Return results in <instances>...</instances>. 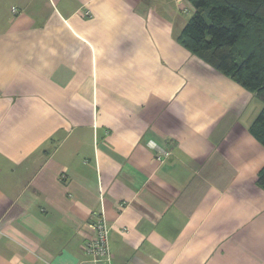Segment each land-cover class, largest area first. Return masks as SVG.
Instances as JSON below:
<instances>
[{
  "label": "crops",
  "instance_id": "0c3cea01",
  "mask_svg": "<svg viewBox=\"0 0 264 264\" xmlns=\"http://www.w3.org/2000/svg\"><path fill=\"white\" fill-rule=\"evenodd\" d=\"M187 7L0 0V264H93L100 211L113 264H264V99L180 42Z\"/></svg>",
  "mask_w": 264,
  "mask_h": 264
},
{
  "label": "trees",
  "instance_id": "16d2710c",
  "mask_svg": "<svg viewBox=\"0 0 264 264\" xmlns=\"http://www.w3.org/2000/svg\"><path fill=\"white\" fill-rule=\"evenodd\" d=\"M195 12L179 40L264 99V0H189ZM264 146V107L250 127ZM257 183L264 188V167Z\"/></svg>",
  "mask_w": 264,
  "mask_h": 264
},
{
  "label": "built area",
  "instance_id": "2783aa9c",
  "mask_svg": "<svg viewBox=\"0 0 264 264\" xmlns=\"http://www.w3.org/2000/svg\"><path fill=\"white\" fill-rule=\"evenodd\" d=\"M15 12L17 11L14 9ZM86 15H90L87 10ZM150 146L157 151L156 160L163 162L171 152L162 148L154 141H150ZM87 227L90 229V235L84 243L85 252L91 257L93 264H113V253L110 246V229L111 225L103 211L97 214L95 220L88 222Z\"/></svg>",
  "mask_w": 264,
  "mask_h": 264
},
{
  "label": "rangeland",
  "instance_id": "374dc122",
  "mask_svg": "<svg viewBox=\"0 0 264 264\" xmlns=\"http://www.w3.org/2000/svg\"><path fill=\"white\" fill-rule=\"evenodd\" d=\"M191 6V5H190ZM192 7V6H191ZM187 11H188V13L185 15L188 19H189V17H191V12H190V10H188V7H187ZM262 98V96H260V98L259 99H261Z\"/></svg>",
  "mask_w": 264,
  "mask_h": 264
}]
</instances>
